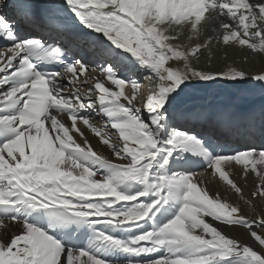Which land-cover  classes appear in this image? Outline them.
Wrapping results in <instances>:
<instances>
[{
  "label": "snow or ice",
  "instance_id": "obj_1",
  "mask_svg": "<svg viewBox=\"0 0 264 264\" xmlns=\"http://www.w3.org/2000/svg\"><path fill=\"white\" fill-rule=\"evenodd\" d=\"M229 49L264 0H0V264H264V144L187 106L264 92Z\"/></svg>",
  "mask_w": 264,
  "mask_h": 264
},
{
  "label": "rangeland",
  "instance_id": "obj_2",
  "mask_svg": "<svg viewBox=\"0 0 264 264\" xmlns=\"http://www.w3.org/2000/svg\"><path fill=\"white\" fill-rule=\"evenodd\" d=\"M258 64L260 68L264 67L263 61H261V63L259 62ZM196 91H198V93L201 95L203 94L202 92H205L206 90ZM206 94L208 95V97L207 95H204L205 99H202L201 97L199 98V96L196 94L193 95V98L198 101L203 100L204 103L216 107L222 106V104L223 106L226 105L227 107H235L241 104L250 105V102L258 98L257 100H259L260 107L262 106V108H264V92H261L258 89L249 92L237 88H231L225 84H218L215 85L213 88L208 89Z\"/></svg>",
  "mask_w": 264,
  "mask_h": 264
},
{
  "label": "bare ground",
  "instance_id": "obj_3",
  "mask_svg": "<svg viewBox=\"0 0 264 264\" xmlns=\"http://www.w3.org/2000/svg\"><path fill=\"white\" fill-rule=\"evenodd\" d=\"M9 1L12 2V0H9ZM46 1L47 0H45V2ZM229 53L231 54V58L228 59V63L229 64H232L233 60H235L236 63L239 64V63H241L243 57L245 55H247L248 60H247V63L244 64V66L249 68V70H251L253 72H256V71L260 70V67L258 66L259 62L260 63H261V61L264 62V54L253 53L250 50L242 51V50H239V49H236V50L229 49ZM216 66H220L219 63H217ZM193 92L196 94L198 91L193 90ZM203 94H201L202 98H204ZM207 97H208V95H207ZM257 99L258 98H256V100L250 102V105H246V106H250L252 108H262V106L260 107L259 100H257ZM222 106H223V104H222ZM225 106H223L222 108H224ZM249 186H251V185H249ZM225 197L229 198L230 201H233V202L236 201V199H237L236 196L234 194L230 193V192L229 193H225ZM254 203L259 204V202H254ZM242 207L244 208L245 212L249 215V217L259 215L261 211H264V207H261V206L250 207V206L242 204ZM257 231L259 232V231H264V230L257 229ZM232 235L235 236V237L240 238L242 241L248 242L250 244L252 243V241L249 239V237L246 235V233H244L242 230H237V231L233 232Z\"/></svg>",
  "mask_w": 264,
  "mask_h": 264
}]
</instances>
